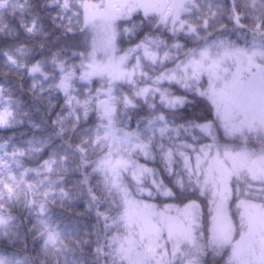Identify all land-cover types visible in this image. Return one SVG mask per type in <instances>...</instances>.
I'll return each mask as SVG.
<instances>
[{
  "label": "snow or ice",
  "instance_id": "1",
  "mask_svg": "<svg viewBox=\"0 0 264 264\" xmlns=\"http://www.w3.org/2000/svg\"><path fill=\"white\" fill-rule=\"evenodd\" d=\"M0 264H264V0H0Z\"/></svg>",
  "mask_w": 264,
  "mask_h": 264
},
{
  "label": "trees",
  "instance_id": "2",
  "mask_svg": "<svg viewBox=\"0 0 264 264\" xmlns=\"http://www.w3.org/2000/svg\"><path fill=\"white\" fill-rule=\"evenodd\" d=\"M46 28H45V31H48L50 28H51V23L46 21ZM37 39H41L40 37H37ZM49 40L51 39V37L48 38ZM47 43V42H45ZM25 87H27V82H25ZM17 95H20L21 96V99L25 102L26 106H31L32 104V101L31 99L27 96V95H24V94H20V93H17ZM3 134H7V133H3Z\"/></svg>",
  "mask_w": 264,
  "mask_h": 264
}]
</instances>
